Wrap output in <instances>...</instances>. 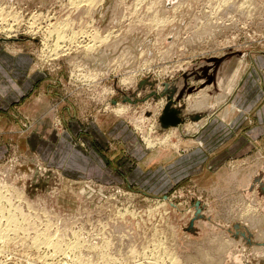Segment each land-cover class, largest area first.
<instances>
[{
	"label": "rangeland",
	"instance_id": "1",
	"mask_svg": "<svg viewBox=\"0 0 264 264\" xmlns=\"http://www.w3.org/2000/svg\"><path fill=\"white\" fill-rule=\"evenodd\" d=\"M0 12V42L32 52L34 99L47 94L33 120L0 123L2 213L20 222L0 264H264V153L209 167L201 135L264 53V0H0ZM165 107L182 126L164 129Z\"/></svg>",
	"mask_w": 264,
	"mask_h": 264
},
{
	"label": "crops",
	"instance_id": "2",
	"mask_svg": "<svg viewBox=\"0 0 264 264\" xmlns=\"http://www.w3.org/2000/svg\"><path fill=\"white\" fill-rule=\"evenodd\" d=\"M42 74L35 68L32 52L0 42V123L17 120L19 114L26 119L35 118V108L40 102L44 103L43 98L47 96L44 91L38 92L39 88L37 99H34L35 87L43 80ZM235 85L233 95L209 115L200 130L205 139V161L209 167L221 166L233 154L240 156L249 153L251 157L264 153V53L252 58ZM7 124H0V135ZM79 128V125L78 129L75 128L76 132ZM114 131L112 129L110 133ZM59 138L52 152L53 157L63 159L68 147L67 140ZM28 139L32 148L38 143L33 133ZM3 145H0V151H3ZM87 156L97 165L104 163L103 155L94 147L87 152ZM83 157V152L77 147L73 149L68 162L72 165L73 161Z\"/></svg>",
	"mask_w": 264,
	"mask_h": 264
},
{
	"label": "bare ground",
	"instance_id": "3",
	"mask_svg": "<svg viewBox=\"0 0 264 264\" xmlns=\"http://www.w3.org/2000/svg\"><path fill=\"white\" fill-rule=\"evenodd\" d=\"M89 3V2H88ZM1 13V12H0ZM2 15V14H1ZM124 111V110H123ZM173 111H175L176 113H177V115L179 116V118H181V123L180 124H168V125H166V124H161L163 127H164V129H169V128H171V129H174V130H176L177 128H179L180 126H182L183 124H182V117H180L181 116V114H180V112L177 110V108L176 109H173ZM182 124V125H181ZM163 129V128H162ZM184 129V128H183ZM188 129V128H187ZM181 130V129H180ZM185 130V129H184ZM182 131V130H181ZM170 132H172V131H170ZM178 132V131H177ZM182 134H183V132H182ZM169 137V136H168ZM5 197V196H4ZM6 198V197H5ZM10 199V198H9ZM2 199H0V201H1ZM11 200V199H10ZM3 204L0 202V214L1 215H3L2 216V218H4V216H5V219H6V223H5V225H4V227L2 226V225H0V244L3 242V243H8V241L9 240H11L12 238L10 237V233L11 232H9V231H14V232H16V231H18V230H16L17 229V225L20 223H17L19 220L17 219L18 217H17V215L16 214H14V213H11V212H9V214H7V215H5V214H3V213H5V211L3 210V208H1V206H2ZM13 206V205H12ZM11 206V207H12ZM20 208V207H19ZM9 210V209H8ZM3 212V213H2ZM1 220V219H0ZM1 223V222H0ZM16 223H17V225H16ZM2 224V223H1ZM18 227H19V225H18ZM21 228V227H20ZM19 229V228H18ZM19 230H21V229H19ZM13 232V233H14ZM12 233V234H13ZM15 234V233H14ZM40 239V238H39ZM45 240L43 241L44 243L43 244H46L47 246L49 245V246H52V247H54V249H55V251L58 253V252H63L64 251V249L62 248V244L60 243V242H52V239H50L49 237H47V235H46V238H44ZM41 242V240H38V242ZM37 244V243H36ZM41 245V244H40ZM4 246V245H3ZM0 247H1V245H0ZM67 248H69V249H72V250H74L75 248L77 249V245H74V244H70V245H67ZM74 257V256H73ZM84 258V257H83ZM79 259V258H78ZM162 260V259H161ZM156 261V260H155ZM81 262V261H80ZM175 262V261H174ZM176 262H178V261H176ZM173 263V264H177V263ZM67 263V262H66ZM86 264V263H85ZM158 264V263H157Z\"/></svg>",
	"mask_w": 264,
	"mask_h": 264
},
{
	"label": "water",
	"instance_id": "4",
	"mask_svg": "<svg viewBox=\"0 0 264 264\" xmlns=\"http://www.w3.org/2000/svg\"><path fill=\"white\" fill-rule=\"evenodd\" d=\"M161 120L166 125L177 124L180 122V118L177 113L173 110H170L168 107H165Z\"/></svg>",
	"mask_w": 264,
	"mask_h": 264
}]
</instances>
